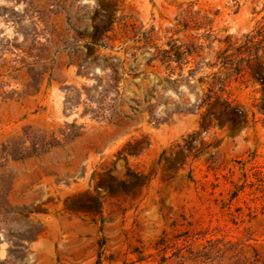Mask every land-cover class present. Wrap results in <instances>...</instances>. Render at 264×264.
Returning a JSON list of instances; mask_svg holds the SVG:
<instances>
[{
  "label": "rangeland",
  "instance_id": "1",
  "mask_svg": "<svg viewBox=\"0 0 264 264\" xmlns=\"http://www.w3.org/2000/svg\"><path fill=\"white\" fill-rule=\"evenodd\" d=\"M0 264H264V0H0Z\"/></svg>",
  "mask_w": 264,
  "mask_h": 264
}]
</instances>
